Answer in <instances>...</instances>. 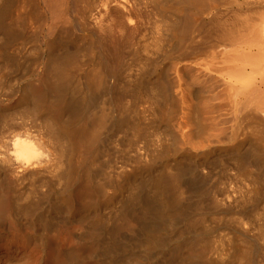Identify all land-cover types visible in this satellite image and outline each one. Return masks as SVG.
Returning <instances> with one entry per match:
<instances>
[{
	"label": "rangeland",
	"instance_id": "obj_1",
	"mask_svg": "<svg viewBox=\"0 0 264 264\" xmlns=\"http://www.w3.org/2000/svg\"><path fill=\"white\" fill-rule=\"evenodd\" d=\"M24 1L0 0V137L60 119L70 160L21 183L19 202L38 206L23 218L52 225L6 218L0 264H264V106L251 94L264 88V31L253 48L223 45L264 0H64L55 19ZM69 76L92 87L87 115L54 105ZM91 161L105 171L89 182Z\"/></svg>",
	"mask_w": 264,
	"mask_h": 264
},
{
	"label": "bare ground",
	"instance_id": "obj_2",
	"mask_svg": "<svg viewBox=\"0 0 264 264\" xmlns=\"http://www.w3.org/2000/svg\"><path fill=\"white\" fill-rule=\"evenodd\" d=\"M8 1V0H7ZM35 0H33V2H34ZM39 1H41V0H39ZM72 1H74V2H77L78 0H72ZM246 1H248V0H246ZM3 2V1H2ZM251 2H252V0H251ZM253 2H255L256 4H259L260 5V0H258V1H254L253 0ZM264 2V1H263ZM262 2V3H263ZM22 3H25V6H26V4H28V6H27V9H28V7L30 8L31 6H34L35 7V9L36 10H38L37 8H36V6L38 5V4H36V1L34 2L35 4H36V6L35 5H33L32 4V0H31V2H27V1H24V2H22ZM42 4L44 3V7H46L45 9H48L49 10V13H50V15L55 19V17H61L62 15L61 14H63V12H62V9H63V11L65 10V8H64V5H65V1L64 0H42V2H41ZM261 3V4H262ZM10 5V4H9ZM14 5V4H13ZM68 5V4H67ZM247 5V4H246ZM263 5V4H262ZM262 5H260V7H259V9L261 10V12L259 11V19H260V21H261V28H260V21H258L257 23H256V21H255V19H254V21H255V23H254V21L252 22V23H254L255 25H251L249 22H247L248 20H245L244 22H245V25H247V24H249V27L248 28H246L245 26H244V23L242 24V26H244L245 27V30H247V33H246V31L245 30H243V32L242 31H240V32H238L239 31V29L241 28V25L237 28V32L239 33H234V32H236L235 30H233V28L231 29V30H233L234 32H232V33H225L226 34V40L228 41V43H224L223 45H225L226 44V46L228 45V46H238L239 45V47H240V45H242V44H245L249 39H250V41L252 40L251 38H254V40L255 41H260V40H258L257 38H259V37H264V36H262V35H264L263 33H262V31H264V6H262ZM24 7V6H23ZM34 7L33 8H30L32 11H29L30 13H31V16H33L35 13H36V10H35V12H33V9H34ZM258 7V6H257ZM44 9V10H45ZM38 12V11H37ZM46 12V11H45ZM48 12V11H47ZM249 12V11H248ZM11 13V12H10ZM33 13V14H32ZM40 13V12H39ZM38 13V14H39ZM8 14V13H7ZM248 15V14H247ZM251 15V14H250ZM253 15V14H252ZM37 16V13H36V15L35 16H33V17H35V18H38V17H36ZM40 16H42V15H40ZM21 17V16H20ZM239 17V16H238ZM27 18V17H26ZM42 18V17H41ZM40 17H39V19H41ZM85 18V17H84ZM240 18V17H239ZM5 19V18H4ZM19 19V18H18ZM34 19V18H33ZM247 19V18H246ZM249 19H251V18H249ZM21 20V19H20ZM22 21V20H21ZM55 21H57V20H55ZM92 21V20H91ZM243 21V20H242ZM6 22H8V21H6ZM12 22V21H11ZM237 22H238V19H237ZM4 23V22H3ZM14 23V22H13ZM41 23V22H40ZM88 23V22H87ZM219 23V22H218ZM259 23V25H257ZM1 24V23H0ZM11 24V23H10ZM15 24V23H14ZM235 24V23H234ZM2 25V24H1ZM19 25V24H18ZM259 26V27H256V29H258V31H257V33H259V32H261L262 33V35H260L261 33H259V37H257L256 35H251L252 33H254L255 32V34H256V29H255V26ZM8 26V25H7ZM232 26V25H231ZM236 26H238V25H236ZM248 26V25H247ZM11 27V26H10ZM13 27V26H12ZM244 27H243V29H244ZM63 28V27H62ZM102 28V27H101ZM126 28V27H125ZM226 28H227V26H226ZM4 29V28H3ZM7 29V30H6ZM6 29H4L5 31H7L8 32V34H11V28H6ZM103 29V28H102ZM228 29V28H227ZM242 29V28H241ZM240 29V30H241ZM261 29V30H260ZM10 30V31H9ZM104 30V29H103ZM107 30H109V29H107ZM132 30V29H131ZM223 30H224V28H223ZM260 30V31H259ZM4 31V32H5ZM57 31V30H56ZM55 29H54V27L52 28V31H51V33H52V35L54 34H56L55 32ZM113 31V30H112ZM128 31V30H127ZM221 31V30H220ZM224 31H226V29L224 30ZM228 31V30H227ZM105 32V31H104ZM229 32H231L230 30H229ZM242 32V33H241ZM113 33V32H112ZM133 33V32H132ZM245 35H244V34ZM250 33V34H249ZM19 34V33H18ZM120 35V34H119ZM122 35V34H121ZM121 35H120V37H121ZM137 35V34H136ZM247 35V36H246ZM251 37V38H249L248 39V37L249 36ZM15 36V35H14ZM57 36V35H56ZM55 36V37H56ZM246 36V37H245ZM252 36H254V37H252ZM17 37V36H16ZM59 37V36H58ZM62 37V36H61ZM221 37H223V36H221ZM257 37V38H256ZM135 38V37H134ZM247 40H246V39ZM224 39V38H223ZM261 39V38H260ZM246 40V41H245ZM54 41V40H53ZM245 41V42H244ZM250 41H248L249 43H246L245 45H247V44H249V46L247 47L248 49H249V47H254V46H256L257 44L259 45V46H257V47H260V48H258V50L257 51H259V53H260V55L262 56L263 54H261V51H262V53H264L263 52V50H264V47H262V45L260 46V44L263 42V38H262V42H256L255 44L254 43H250ZM219 42H220V40H219ZM226 42V41H225ZM50 43V42H49ZM51 44V43H50ZM253 44V45H252ZM263 44H264V42H263ZM245 45H243L244 47H245ZM227 46V47H228ZM264 46V45H263ZM243 47V48H244ZM51 48H53V47H51ZM225 48V47H224ZM3 49V48H2ZM237 49V48H236ZM259 49H263V50H259ZM229 50V49H228ZM224 51V50H223ZM238 51V50H237ZM250 51V50H249ZM248 51V52H249ZM229 52V51H228ZM232 52V51H231ZM233 52H235V51H233ZM247 52V53H248ZM242 53V52H241ZM246 53V54H247ZM256 54H257V52H255ZM254 53V54H255ZM251 54V53H250ZM255 54V55H256ZM10 55V54H9ZM254 55V56H255ZM260 55L258 54V58L260 57ZM248 56H250V55H248ZM252 56V55H251ZM263 57H264V55H263ZM263 57H260L259 59L257 58V56H256V58H257V61H259L260 62V60L263 62V60H262V58ZM6 58V57H5ZM65 58V57H64ZM245 58H247V57H245ZM13 59V58H12ZM53 59V58H52ZM244 59V58H243ZM254 59V58H253ZM255 60V59H254ZM245 61V60H244ZM247 61V60H246ZM55 66V65H54ZM11 68V67H10ZM99 71V70H98ZM1 72H3V71H1ZM5 73V72H4ZM10 73V72H9ZM52 73V72H51ZM53 74V73H52ZM67 74V73H66ZM82 74V73H81ZM84 74V73H83ZM85 75V74H84ZM239 75V74H238ZM62 76H63V74H62ZM231 77H233V76H231ZM235 77H238V76H235ZM64 78V77H63ZM0 80H2V78L0 79ZM62 80V79H61ZM68 80V79H67ZM99 80V79H98ZM1 82V81H0ZM51 82V81H50ZM68 83H66V85L64 86V87H62L61 89H58V88H56V93H57V96L56 97H54V100H55V104H54V101L52 102V101H50V102H52L54 105H56L55 107H56V109H57V111H58V107H57V104H56V101H58V103H60V107H61V111H67V112H69L70 113V115L71 116H80V115H87L86 113H87V111H89L88 109L93 105V97H94V93H92L91 94V91H92V87L90 86V84H89V81H88V79H87V77L86 76H80V77H78V79H76V80H71V78H70V76H69V81H67ZM93 82V81H92ZM97 82V81H96ZM109 82V81H108ZM98 83V82H97ZM100 83V82H99ZM98 83V84H99ZM101 85V84H100ZM98 86V88H102V85L101 86ZM112 85L114 86V84L112 83ZM264 85V84H263ZM103 86H104V84H103ZM94 87H96V85L94 86ZM97 88V89H98ZM29 89H31V88H29ZM34 89V88H33ZM54 90H55V88H53ZM264 89V88H263ZM262 89V90H263ZM95 89H93V91H94ZM101 90V89H100ZM260 88H258V89H255V90H252V92H251V94L253 93V97H254V99H252V100H254L255 101V99L257 98V97H259L260 99H258L259 101H257L256 103L258 104L257 105V107L258 108H261L262 106H264V90L262 91ZM30 91V90H29ZM51 91H53V90H51ZM113 91V90H112ZM55 92V91H54ZM99 92V91H98ZM119 92V91H118ZM24 93V92H23ZM28 93V92H27ZM52 93V92H51ZM50 93V94H51ZM65 93H67V95H65ZM96 93V92H95ZM157 93V92H156ZM245 93V92H244ZM32 94V93H31ZM99 94V93H98ZM120 94V93H119ZM251 94H248L249 96V98L248 99H250V97H251ZM25 95V94H24ZM23 95V96H24ZM49 95V94H48ZM48 95H47V97H48ZM93 95V96H92ZM106 95V94H105ZM115 95V94H114ZM255 95V96H254ZM19 96V95H18ZM22 96V95H21ZM22 96V97H23ZM116 96V95H115ZM46 97V98H47ZM51 97V96H50ZM112 97H113V99H112ZM111 97V99H112V102H114L115 101V103H116V101H118V100H116V98H118V97H116L115 99H114V96H112ZM256 97V98H255ZM25 98V97H24ZM49 98V97H48ZM108 98V97H107ZM21 99V98H20ZM23 99V98H22ZM41 99V98H40ZM40 99H38V101H40ZM110 99V98H109ZM120 99V98H119ZM26 100H27V98H26ZM26 100H24L23 99V102L24 101H26ZM50 100V99H49ZM114 100V101H113ZM246 100V99H245ZM98 101V100H97ZM247 101V100H246ZM253 101V102H254ZM21 102V101H20ZM22 102V103H23ZM26 102H28V101H26ZM26 102H24V103H26ZM119 102V101H118ZM117 102V103H118ZM247 102H249V101H247ZM259 102V103H258ZM49 103V102H48ZM52 103H51V105H52ZM246 103V102H245ZM250 103H251V101H250ZM28 104V103H27ZM26 104V105H27ZM94 104H95V102H94ZM117 105H119V103L117 104ZM244 106H245V104H244ZM246 106H247V104H246ZM252 106V105H251ZM49 107H50V105H49ZM250 107V106H249ZM256 107V109L257 110H259L258 108ZM51 109V108H50ZM248 109V108H247ZM250 109V108H249ZM50 111V110H49ZM56 111V110H55ZM57 111H56V113H57ZM60 111V112H61ZM44 112V111H43ZM65 113V112H64ZM64 113H62V114H64ZM48 114V113H47ZM50 114V113H49ZM53 114H55V113H53ZM62 114H60V115H62ZM38 115V114H37ZM108 115V121H109V118H110V123H111V127L113 128H115L116 126H118L117 125V123H119V122H121L120 120H118V121H115V117L114 116H109V114H107ZM107 115H106V117H107ZM65 116H66V114H65ZM50 117V116H49ZM56 118H60L59 117V115H58V117H56ZM56 118H54V119H56ZM46 119V118H45ZM48 119V118H47ZM69 119V118H68ZM49 120H50V118H49ZM51 120H53V116H52V118H51ZM50 120V121H51ZM56 120H58V119H56ZM60 120V119H59ZM58 120V121H59ZM57 121V122H58ZM61 121V120H60ZM62 121H63V119H62ZM107 121V122H108ZM123 121H124V119H123ZM52 122V121H51ZM57 122L55 123V127H56V124H57ZM105 122V121H104ZM53 123V124H54ZM62 124H63V122H61ZM64 123H65V119H64ZM52 123H51V127H50V129H43L44 131L43 132H40V133H38V134H34V135H30V133H28L27 135H21V134H14V135H12V136H9V138H6V140H3L4 138H3V136L2 137H0V227H3L4 228V225H5V219L6 218H11V222H12V224H13V226H14V229H18L19 228V226H21V224L23 223V220H25V222L26 223H30V224H41V226H45L46 227V229L48 228H50L49 227V225H50V223H51V221H49V220H51V219H44V218H42V217H40V216H38L37 215V217L36 218H33V217H30V215H28L27 217H24L23 218V215L24 216H26L28 213L30 214L32 211H34V210H36V208H38V206H36L34 203H32V201H29V200H27V201H25V203H20L19 202V200H20V196L22 195L21 194V190H20V188H21V183L25 180V179H27L28 177L30 178L31 176H35L36 177V175H39L42 171H44V170H48V171H54V168H56V167H58L61 163H67V162H69V160H70V156L69 155H71V153L68 155L69 156V158H67V150H66V148H64L62 145H60L59 144V142L57 141L56 142V140H58V136H56V135H58V134H60L61 132L63 133V131H64V125H63V127H61L60 125L59 126H57L56 128H59L60 127V129H55L57 132L55 133L53 130H51V128L53 127L52 125H53ZM59 124V123H58ZM109 124V123H108ZM120 124V123H119ZM65 126H67V124L65 125ZM110 127V128H111ZM49 128V127H48ZM116 128H118V127H116ZM53 129V128H52ZM66 130V129H65ZM68 130V129H67ZM67 130H66V133H67ZM110 130V129H109ZM109 130L107 131V133L109 132ZM117 130V129H116ZM115 130V131H116ZM39 131H42V130H39ZM110 133V132H109ZM106 134L107 135V137L105 138V139H108V141L113 137L111 134ZM70 134V132L67 134V135H69ZM110 136H112L111 138H110ZM5 137V136H4ZM8 137V136H7ZM61 138V137H60ZM60 141V140H59ZM61 141H62V139H61ZM60 143H62V142H60ZM65 145V144H64ZM71 150V149H70ZM245 157V156H244ZM261 157V156H260ZM246 158V157H245ZM63 160V161H62ZM87 160H89V158L87 159ZM95 160V159H94ZM249 162V161H248ZM68 164V163H67ZM87 165H88V162H87ZM96 165H98V164H96ZM95 165V166H96ZM110 165H111V162H110ZM67 166V165H66ZM94 166V163H93V161H91V164H89L88 165V171H87V173H88V176H87V178H88V181L89 182H91V181H93V178H95V177H93V176H95V175H101L102 176V174H104V171L102 170V169H100V167L99 168H94L93 167ZM63 167V166H62ZM96 167H98V166H96ZM109 169V168H108ZM111 170V171H110ZM110 177L108 176V182L109 183H111L112 184V182H113V180H115V172L116 171H114V168H110ZM56 172H57V170H55ZM55 171L53 172V173H55ZM108 172V171H107ZM106 172V173H107ZM98 173V174H97ZM55 175V174H54ZM109 175V174H108ZM56 176V175H55ZM173 177V176H172ZM59 178V177H58ZM179 178V177H178ZM159 179V178H158ZM173 179V178H172ZM33 180H35V178L33 179ZM37 181V180H36ZM44 181H46V180H44ZM116 182V181H115ZM153 182V181H152ZM155 182V181H154ZM92 183H94V182H92ZM158 183H159V181H158ZM33 184H34V182H33ZM44 184V183H43ZM48 184V183H47ZM111 184H109V185H111ZM160 184V183H159ZM158 184V185H159ZM168 184H170L171 185V180L170 179H168ZM88 185H90V184H88ZM99 185V184H98ZM165 185V184H164ZM94 186V185H93ZM100 186V185H99ZM113 186H115V184L113 185ZM112 186V187H113ZM33 187H34V185H33ZM152 187V186H151ZM165 187V186H164ZM23 188V187H22ZM88 188V187H87ZM153 188V187H152ZM156 190V189H155ZM34 191V190H33ZM34 193V192H33ZM156 193V192H155ZM176 193H177V191H176ZM21 194V195H20ZM27 194V193H26ZM31 194V192H29V195ZM179 194V193H178ZM177 194V195H178ZM36 195V194H35ZM44 195V194H43ZM42 195V196H43ZM46 195H48V194H46ZM176 195V196H177ZM199 195V194H198ZM31 196H33V194L31 195ZM41 195H39V197H40ZM158 196V195H157ZM179 197H181V195H178ZM177 196V197H178ZM36 197V196H35ZM38 197V196H37ZM175 198V199H180L179 197L178 198ZM196 197H198V196H196ZM202 197V196H201ZM245 197V196H244ZM24 198V197H23ZM25 199V198H24ZM26 199H28V196H27V198ZM133 199V198H132ZM174 199V200H175ZM33 200V199H32ZM46 200V199H45ZM134 200V199H133ZM170 200V199H169ZM168 200V201H169ZM194 200V199H193ZM38 201L40 202L41 200H36L35 199V203L37 202V205H38ZM159 201V200H158ZM165 201V200H164ZM207 201V200H206ZM130 202V201H129ZM70 203V202H69ZM68 203V204H69ZM167 203V202H166ZM149 204V203H148ZM41 204L39 203V206H40ZM47 205V204H46ZM53 205V204H52ZM49 206H51V205H49ZM130 206V205H129ZM52 207V206H51ZM54 207V209H56V206H53ZM77 207V206H76ZM146 207V206H145ZM53 209V210H54ZM64 209H65V207H64ZM75 209V208H74ZM77 209H78V207H77ZM158 209V208H157ZM160 209V208H159ZM68 210V209H67ZM145 210H146V208H145ZM57 211V210H56ZM147 211V210H146ZM151 211V210H150ZM42 212V211H41ZM58 212V211H57ZM67 212V211H66ZM152 212V211H151ZM45 213V212H44ZM126 213V212H125ZM150 213V212H149ZM156 213V212H155ZM41 213H39V215H40ZM43 214V213H42ZM41 214V215H42ZM83 215V214H82ZM43 216V215H42ZM148 216V215H147ZM74 217V216H73ZM146 217V216H145ZM53 218V217H52ZM93 218V217H92ZM8 220V222H9V219H7ZM53 220V219H52ZM62 221V220H61ZM67 221V220H66ZM65 221V222H66ZM88 221V220H87ZM99 221V220H98ZM52 222H54V221H52ZM61 223H64L63 221L61 222ZM88 223H89V221H88ZM29 224V225H30ZM52 225V224H51ZM50 225V226H51ZM88 225V224H87ZM93 225V224H92ZM54 226V225H53ZM17 227V228H16ZM91 228V227H90ZM21 228H19V230H20ZM260 229H262L261 227H260ZM19 230H17L18 232H19ZM101 230V229H100ZM15 232H16V230H15ZM17 232V233H18ZM16 233V234H17ZM19 234H21L20 232H19ZM88 234H89V232H88ZM19 235H17V237H18ZM21 236V235H20ZM92 236V235H91ZM93 238V237H92ZM102 239V238H101ZM98 240V239H97ZM198 240V239H197ZM113 241V240H112ZM99 242V241H98ZM117 244V243H116ZM103 246V245H102ZM194 246V245H193ZM192 247V246H191ZM245 247V246H244ZM196 249V248H195ZM237 249V248H236ZM103 250V249H102ZM110 253V252H109ZM176 253H178V252H176ZM190 254V253H189ZM234 254V253H233ZM242 254V253H241ZM241 254H239V255H241ZM244 255H245V253H244ZM181 256V255H180ZM248 255L246 254V256L245 257H247ZM201 257V256H200ZM239 257V256H238ZM241 257H243V259H245L244 258V256H241ZM250 257V256H249ZM179 259V258H178ZM201 259V258H200ZM238 259V258H237ZM102 260V259H101ZM199 260V259H198ZM241 261H243V260H241ZM208 262V261H207ZM207 262H205V264H207ZM208 264H209V262H208ZM211 264V263H210Z\"/></svg>",
	"mask_w": 264,
	"mask_h": 264
}]
</instances>
